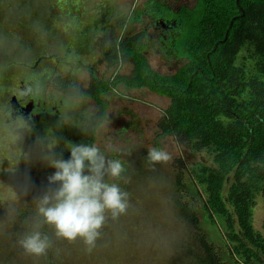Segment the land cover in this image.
I'll return each instance as SVG.
<instances>
[{"label":"trees","instance_id":"16d2710c","mask_svg":"<svg viewBox=\"0 0 264 264\" xmlns=\"http://www.w3.org/2000/svg\"><path fill=\"white\" fill-rule=\"evenodd\" d=\"M49 3L59 5L66 13L49 17L46 11L44 14L41 8H36L35 19H32L27 0H0V22L3 23L0 27L4 26V31L8 32L23 27L24 36L31 42L27 49L36 51L38 48L40 53L30 61L35 66L44 64L47 45L53 50L54 46H59L60 50H52L58 61L64 54L73 56L75 52L71 48L69 53L68 48L61 51V45L69 42L72 45L77 38H86L94 25V16H98V28L97 22L113 15L104 16L102 9L110 13L115 8L107 9L99 4L89 9L81 0H49ZM142 13H149L153 20L162 19L168 29L165 35L147 42V29L135 32L132 27L129 32L123 31L127 23L144 26ZM121 14V10L116 9L114 15ZM129 14L110 55L117 70L109 77L92 76L91 88L84 89L87 97L99 104L103 114L107 102L102 97L113 94L124 98L121 86L149 90L170 100L169 107L161 110L160 137L174 139L197 154L199 161L189 164L182 157L176 159L178 171L173 186L166 183L163 175H150L153 168L144 159L147 154L137 157L135 170L140 169L146 175L139 179L140 183L146 186L156 183L166 188L167 199L177 210L174 212L179 226L169 229L165 224L154 231L152 227L157 224L154 218H143L141 208L131 207L119 221L106 224L95 247L99 251L92 249L88 256L79 257L80 264L102 261L97 257L118 247L111 242H123L126 247L121 262L114 260L113 264H124V258L126 264H264V234L256 232L253 225V208L258 195H262L264 203V0H195L192 5L149 0L145 10L133 8ZM68 17L71 22L66 25ZM154 47L173 60L168 69L176 67L173 72L158 71L151 65L147 54ZM244 49L256 61L254 71L237 64ZM3 51L0 48V57ZM7 59L3 58V64L13 66ZM53 59L46 65L52 64ZM77 60L75 58L74 62ZM55 65L44 68L52 70ZM125 66L132 67L131 74L120 72ZM54 172L53 168L52 173L42 183H35L26 195L17 190L19 198L13 207H6L12 198L0 199V206L7 209L0 211V264L36 260L26 255L17 241L28 231L29 221L35 214L34 198L49 187L48 177ZM185 181L190 188L182 193L180 188ZM121 182L120 186L129 192L132 183ZM5 191L8 189L1 190L0 194ZM157 196L161 200L162 197ZM197 210L206 214L213 227L224 229L221 231L222 248L199 233ZM12 213L15 218L8 221L9 226L7 219ZM158 217L156 214L155 218ZM140 219L141 228L132 230L131 223ZM45 231L52 232L47 227ZM82 248L86 247L80 240H54L48 254L37 258L41 264H70V259L75 258L74 252ZM113 259H105L104 263Z\"/></svg>","mask_w":264,"mask_h":264},{"label":"rangeland","instance_id":"374dc122","mask_svg":"<svg viewBox=\"0 0 264 264\" xmlns=\"http://www.w3.org/2000/svg\"><path fill=\"white\" fill-rule=\"evenodd\" d=\"M147 1L148 0H81V2H85L88 5L89 9H95V7L99 4L104 5V7L107 9H109L111 6L115 7L110 13L102 9L101 13H103L104 16L113 14L111 15V21L107 22L103 26L101 25L102 22H97L100 24V27H94V30L92 32L90 31V36L86 39V41L92 44V46L86 49V52H83L84 54H82L85 55L84 60H86L87 64L85 67L90 68L92 71L97 73L98 77L100 78L104 76L109 77L117 70V68L114 67V64L110 62L109 55L106 52V39L108 31L114 30L116 37L121 35L125 21H127L129 16H131L129 12H131L133 8L135 11L143 9L144 4ZM160 1L175 5H192L195 2V0ZM79 3L80 1L78 4ZM27 4L32 19H35L36 8H41V11L44 14L46 11L47 16L49 17L61 15L64 12L63 9H60L59 5L57 6L53 3L51 5L49 0H27ZM116 9L121 10L122 14L119 16L114 15ZM64 13H66V11ZM97 17L98 16H94V25L96 24ZM101 18H103V16H101L100 19ZM68 19L69 17L66 18V20ZM70 22L71 20H68L66 25H68ZM132 27L133 31L135 32H140L144 28V26L136 23L132 24ZM15 29L16 30H14V32L12 30L8 32L4 31V26L0 27V48L4 50L3 56L0 57V102L3 101V98L6 97L7 93L10 94L12 92V90L5 92L4 90L6 88H13L16 90L17 86H15V84L18 85L19 81L30 77L31 79H34L35 76L31 72L37 74L41 71L33 67L34 63L30 64L31 60L36 59V57L40 55V53L37 51L38 48L36 51L28 50L27 48L31 47V42L24 36L23 27L21 26ZM157 33L158 31L154 30L152 27L151 30H148V35L152 34L155 37L154 41L157 40L155 36ZM154 41L152 44L155 43ZM85 43V41H80L77 45L78 48H83ZM70 45L71 42L67 43V45L65 44L61 51H64V49L68 48L69 53ZM50 46L51 45H47V48H44V51L47 52V55H45L42 69L46 66L47 61H50L52 58H54L52 60V64H56L55 69L62 70L60 72H71V65L68 64L66 66L65 61H63L64 63L60 62V64H57L59 61H57L56 55H53V51L60 50L59 46H54V50L49 48ZM51 55H53L52 58L50 57ZM147 55L151 65L158 71L173 72L176 69L175 67L173 70H168L173 60L167 59L164 54L159 51L158 47L149 49V53ZM4 57L8 58L7 62H12L13 66H10L9 63L8 65L3 64ZM42 57L44 58V55H42ZM71 59L72 57L69 59V61ZM237 64L240 66H245L249 71H254L256 61L255 59H251L250 53L247 51V49H244L238 56ZM87 68H84L82 72L75 75V83L79 84L85 90L91 88L90 82L92 80V76L87 71ZM131 71L132 67L125 66L120 72L122 74L128 75L131 74ZM120 90L122 91L123 95H125L124 98L113 94H105L102 97V100L107 102V112L103 126L96 135V145L104 149L107 143H112L121 149L120 153L109 151L107 154H110V156L114 158L120 156L123 162L126 163L128 170L127 175L131 178L129 183H132L129 191L131 207L141 208V213L145 215L143 218L148 216H152L154 218L157 224L152 227V230L155 231L158 227L162 225L165 226V224H168L169 229H173L174 226H179V222L175 216L174 210H176V208L174 204L171 205L167 199L168 195L166 193V188L163 185H158L156 183L148 184L147 186L146 184H141L139 179L144 177L146 178V175L140 169L135 170L136 165L134 161L137 157H143L145 154H147V150L149 148L157 147L159 144L160 148H164L171 153L173 159L167 164H159L155 170L151 169L150 175L154 173L158 174L159 176L163 175L167 182H161H166L168 185L171 184L174 186L176 181V172L178 171L175 160L182 157L187 163L196 164L199 161V156L197 154L191 153L185 147L180 146L172 138L160 137L158 124L162 117L161 110L169 107L170 100L158 96L149 90H132L124 86H121ZM60 97L66 100L65 96ZM69 107L73 108L74 111L72 113V118L68 119L67 125H70L71 122L75 123L78 121L80 118L79 113L84 111L83 108L93 111L96 116L101 111L99 104L90 98L84 102L82 107H77L75 105H69ZM62 116L67 119L66 114L63 113V110L58 119H61ZM58 119L54 120V122ZM65 125L66 124H63L61 126L63 132H66ZM75 129L78 130L77 128ZM33 135L34 133L29 135L27 139L23 138L22 141L16 144L15 137L10 131L6 130L5 124L0 122V191L8 189V191L0 194V199L6 201L7 199L12 198L13 200L8 201L6 203V207L11 208L14 206L16 200L19 198V191L16 192L17 190L22 191L25 186H27L28 190L33 189L35 183L43 182L48 176L47 175L44 177L39 173V171L44 172V168L47 163L40 158V147L38 146V143L41 142L46 145L47 141L44 138H42L44 141L40 140L41 136L38 134L35 136ZM56 139L59 141V143L53 149V152L55 154L62 153L63 146L67 150V146L62 142L61 138ZM21 151L29 154L28 160H25L23 157L21 158ZM129 151L132 153L131 155L127 154ZM63 153L67 155L65 151H63ZM52 171L53 168L51 167L50 174ZM115 182L119 184L122 183L121 181ZM184 184L185 185L180 188L182 193L189 191L190 188L187 181H185ZM161 190H163L162 193L156 194ZM146 192L149 194H146ZM157 195L162 197L161 200L158 199ZM26 200L31 201V198H27ZM6 207L0 206V211H7ZM197 212L199 219V233L206 235L211 244L213 243L216 247L222 248L223 243L221 231L224 229L220 226V228H218L220 230L219 233L218 229L212 226L211 221L207 218L206 214L202 210H197ZM156 214L160 216L158 219L155 218ZM13 218H15L14 213H12V215H8L7 225L11 226V222L8 221L12 220ZM219 221L222 222V220ZM140 222L131 223V229L134 230L141 228L142 219H140ZM253 225L256 232L264 234V203L261 194L257 196L255 207L253 208ZM110 244L116 245L118 247L103 253L101 258L97 257L102 261L96 260L95 264H103L104 260L109 258L114 259L110 262H105L104 264H113L114 260L121 262V257L126 252V247L123 245V242H111ZM93 250L98 252L99 248H94ZM87 253L88 250L86 248H82L81 250L77 249V253L74 252L75 258H71L75 259V262L70 259V264H80L79 257L83 258L88 256ZM126 262L127 259L124 258L123 263L126 264ZM25 264H41V261L36 257V260H31ZM42 264H44V262H42Z\"/></svg>","mask_w":264,"mask_h":264},{"label":"clouds","instance_id":"9594fccd","mask_svg":"<svg viewBox=\"0 0 264 264\" xmlns=\"http://www.w3.org/2000/svg\"><path fill=\"white\" fill-rule=\"evenodd\" d=\"M130 17V16H129ZM129 20V18L127 19ZM39 31V28H34ZM54 87L62 89L68 105L81 106L88 99L86 91L77 83L56 82ZM44 90V85L36 79L27 81L23 88L17 90V95L27 100L34 98ZM11 108L5 112V128L15 137V143L22 141L23 134L30 131L26 118L22 115L13 116ZM74 109L69 107L67 119L72 118ZM79 123L76 125L87 135L99 122L96 114L85 109L79 113ZM64 116L60 124H68ZM61 120L64 122L61 123ZM47 144L38 143L40 158L55 172L48 177L49 187L34 198L35 214L29 221V229L17 241L20 249L31 257H43L54 246V240L68 242L82 241L88 251L94 249L101 239L103 229L109 221H119L127 215L131 207L129 192L119 183L127 184L125 163L120 158H113L107 153H120L121 149L112 143H107L102 149L93 144H67L70 158L64 160L63 153L55 154L53 149L59 141L51 134L44 138ZM21 158L29 159V154L22 152ZM131 155L129 151L127 153ZM155 170L158 164H167L173 157L164 148L152 147L147 150L144 158ZM55 185V187H52ZM27 186L22 189L26 195ZM52 230L51 234L45 228Z\"/></svg>","mask_w":264,"mask_h":264},{"label":"flooded vegetation","instance_id":"af4514ba","mask_svg":"<svg viewBox=\"0 0 264 264\" xmlns=\"http://www.w3.org/2000/svg\"><path fill=\"white\" fill-rule=\"evenodd\" d=\"M154 1H156V0H154ZM145 4H144V8L141 9V11L145 10ZM142 15H143L144 19L142 18L143 21H141V22L144 25V29L151 30V27H152L154 30L158 31L157 35H155L157 39L164 36L165 35L164 32L166 33L168 31V29H167V27H166V25L162 19L153 20L150 17L149 13H147V14L142 13ZM111 18L112 17L110 16L107 18V20L104 19L101 25L103 26L107 22H110ZM125 23H126V21H125ZM129 25H128V23L125 25L124 30H123L124 32H129L131 30L132 26L131 25L129 26ZM92 26L89 28L91 32L94 30V27H96V24L92 25ZM90 31L88 33H86V35H88V36H85L86 38H84V39L82 38L81 40L77 38L72 43V45H70V48L73 51V53L75 52V54L73 56L67 57L64 54V55H62V58H60V60H59L58 64H60V61L61 62L65 61L66 66L68 64L71 65V72L66 73L65 71L60 72L62 70H59V69H52V70L46 69L52 65L49 63H48V65L45 66L46 68H43V69H42L43 64L39 65V66H35V65L33 66V67H35V69L41 70L37 74L30 71L35 76L34 79L39 80L44 85V90L39 95H37L34 98H29L27 100H24L17 95L18 89L23 88V86L25 85V83L27 81L33 80V79H31V77L19 81L18 85L15 84V86H17L16 90L13 88H11V89L6 88L4 90L5 92H8V90H12V92L10 94L7 93L6 97L3 98V101L0 102V105H1L0 106V122L1 123H3V124L6 123L5 112L7 109L11 108L12 110H14L13 111L14 117L16 115H22L26 118V120L29 124L30 131H26L23 134V138H25V139H27V137H29V135H32L34 133L33 136H35L36 134L41 136L40 140H43L42 138H45V136L47 134L49 136L52 134L55 138H61L62 142L65 143L66 146L69 143L77 144V145L81 144V143H83L85 145H87L88 143L89 144H93V143L96 144L97 143V136L96 135H97L98 131L101 129V127L103 126V122L105 121V118H106L107 109L105 110L104 114L100 111L99 114L97 115L99 122L96 124L95 127H97L98 125L99 126L97 127L96 131H94L95 128L93 130L89 131V133H88L89 138L85 137L86 135L81 131V129L79 127L76 126V125H78L79 121H77L75 123L71 122L70 125L66 124L65 125L66 132H63L62 127H61L62 125L60 124V119H58V118L61 115L62 110H63L64 114L68 113L69 105H68L66 100H64L63 98L60 97V96H65L64 91L62 89H59V88H56L53 86L58 81H62L64 83H69V81H70V82L75 83V75L82 72L84 68H87V67H85L87 65L86 60H84L85 55H82V54H84L83 52H86V49H88L90 46H92V44H90L86 41V39L89 38V36H90ZM148 36L149 37L147 38V42H148V40H153L155 38L152 34H149ZM115 39H116L115 31L109 30L108 34H107V39H106V47H107L106 52L109 55L110 62L114 64V67H116V65L114 63V59L110 55L112 54V51L114 50ZM80 41L86 42L84 44L83 48H78V46H77ZM65 44H62L61 48H63V46ZM71 57H72V59L69 61V59ZM75 58L78 59L77 62H74ZM87 71L91 74V76L98 77L97 73L92 71L90 68H87ZM2 95H3V92H2ZM64 107H66L67 109ZM81 107H82V105H81ZM83 110H85V108H83ZM100 114L102 115V117H100ZM74 118H75V116H74ZM74 118H73V120H74ZM56 119H58V120L54 122V120H56ZM67 121H68V119H67ZM61 123H63V120H61ZM75 128H77L78 130H76ZM63 150H65V153L68 156L62 152L63 153L62 158L64 160L69 159L70 158V151L68 150V148L66 150V148H64V146L62 148V151ZM108 155L110 156V154H108ZM115 158L122 159L120 156L115 157ZM50 169H51V167H49L46 164L45 168H44V172L39 171V173L41 174V176L45 177L50 173ZM40 183H42V182H40Z\"/></svg>","mask_w":264,"mask_h":264}]
</instances>
